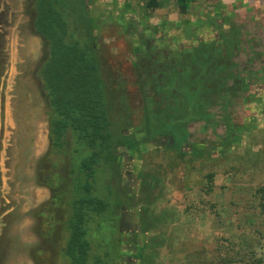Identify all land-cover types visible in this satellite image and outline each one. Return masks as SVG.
Segmentation results:
<instances>
[{"label":"rangeland","instance_id":"374dc122","mask_svg":"<svg viewBox=\"0 0 264 264\" xmlns=\"http://www.w3.org/2000/svg\"><path fill=\"white\" fill-rule=\"evenodd\" d=\"M84 1L107 85L111 133L134 141L116 148L115 169L98 173L97 193L110 207L89 224L92 258L100 256L102 264H264V0H193L184 14L175 0H159L153 10L144 0ZM34 17L35 0H0V264H26L27 258L67 264L61 249L68 174L37 164L48 150V106L37 74L44 48ZM67 19L74 38L82 39L78 14L68 11ZM233 27L239 32L231 33ZM213 40L229 41L226 55L244 78L250 70L260 76L247 79L232 99L230 135L217 105L209 108L215 126L193 120L206 118L205 90L188 61L182 67L193 77L181 96L173 93L181 106H161L151 75L152 66L170 63L164 87L172 89L169 74L180 67L182 52L204 64L200 54L221 47ZM45 174L59 194L56 207L42 213L51 198L40 188ZM143 209L147 232L140 231Z\"/></svg>","mask_w":264,"mask_h":264},{"label":"trees","instance_id":"16d2710c","mask_svg":"<svg viewBox=\"0 0 264 264\" xmlns=\"http://www.w3.org/2000/svg\"><path fill=\"white\" fill-rule=\"evenodd\" d=\"M192 1L175 0L178 11L186 13ZM144 2L148 9L153 10L159 6V0ZM68 11L77 13L79 20L83 22L85 36L82 39L74 38L70 32ZM33 28L43 41L44 55L38 65L37 74L48 106V150L38 160V169L43 170L42 162L52 168L59 166L63 174H68L70 187L65 221L66 238L61 252L67 264H102L100 256L92 258V244L88 239L89 224L104 215L110 207L108 199L97 193L98 173L108 168L115 169L116 148L131 147L134 141L127 138L115 140L111 133L107 85L85 15V1L35 0ZM234 30L239 32L234 27L230 32L233 33ZM228 34L229 32H225L221 36ZM215 42L220 44L219 49L213 45L215 51L206 49V52L200 54L205 58L204 64L197 65L196 58L188 60V49L182 52V57L178 59L180 67L173 69V75L169 74L173 80L172 89L164 87L168 81L165 71L170 63H162L160 70L152 66L151 75L156 80L161 106H181L182 100H174L173 93L179 92L184 84L188 85L193 77L185 73V68L182 67L188 61L193 73L202 79L205 90L203 113L207 119L193 120H204L208 125L210 121H214L215 126L218 122L209 108L217 105L223 112L226 133L230 135L234 128L230 124L228 111L232 99L243 93L247 79L260 76L258 71L250 70L244 78L237 64L226 55L230 54L229 41L225 43L213 40L211 43ZM225 56H228L227 60ZM179 94L181 96V92ZM44 177L45 180L40 185L52 192L51 198L41 205L44 209L41 212L47 213L46 209L52 210L56 207L59 193L55 190L52 176L45 174ZM145 215L146 210L143 209L140 216L141 232H147L151 227Z\"/></svg>","mask_w":264,"mask_h":264},{"label":"crops","instance_id":"0c3cea01","mask_svg":"<svg viewBox=\"0 0 264 264\" xmlns=\"http://www.w3.org/2000/svg\"><path fill=\"white\" fill-rule=\"evenodd\" d=\"M40 188L43 189L42 191H43L44 194L46 193V197H44V198L45 199H49L51 197L50 189H48L47 187H44V186L40 187ZM31 236H32V242H35L38 239V237L35 234H33V233L31 234ZM26 264H34V262L32 261V259L27 258L26 259Z\"/></svg>","mask_w":264,"mask_h":264},{"label":"bare ground","instance_id":"6f19581e","mask_svg":"<svg viewBox=\"0 0 264 264\" xmlns=\"http://www.w3.org/2000/svg\"><path fill=\"white\" fill-rule=\"evenodd\" d=\"M13 107V106H12Z\"/></svg>","mask_w":264,"mask_h":264}]
</instances>
